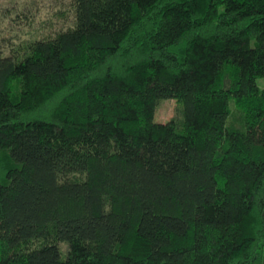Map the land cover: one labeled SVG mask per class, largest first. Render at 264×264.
<instances>
[{
    "label": "trees",
    "instance_id": "trees-1",
    "mask_svg": "<svg viewBox=\"0 0 264 264\" xmlns=\"http://www.w3.org/2000/svg\"><path fill=\"white\" fill-rule=\"evenodd\" d=\"M72 7L0 49V264H264V0Z\"/></svg>",
    "mask_w": 264,
    "mask_h": 264
},
{
    "label": "rangeland",
    "instance_id": "rangeland-1",
    "mask_svg": "<svg viewBox=\"0 0 264 264\" xmlns=\"http://www.w3.org/2000/svg\"><path fill=\"white\" fill-rule=\"evenodd\" d=\"M73 23L72 0H0V49L8 55L12 48L52 36ZM256 83L263 89L264 77ZM178 109L174 99L158 100L154 122H168Z\"/></svg>",
    "mask_w": 264,
    "mask_h": 264
}]
</instances>
